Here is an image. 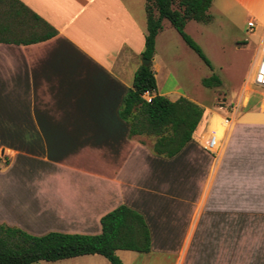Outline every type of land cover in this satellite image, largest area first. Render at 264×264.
<instances>
[{
    "label": "crops",
    "instance_id": "crops-1",
    "mask_svg": "<svg viewBox=\"0 0 264 264\" xmlns=\"http://www.w3.org/2000/svg\"><path fill=\"white\" fill-rule=\"evenodd\" d=\"M18 1L56 34L0 42V224L92 236L124 205L151 239L149 253L122 251L128 264L169 255L173 264H264L263 109L222 118L197 104L204 112L192 140L158 156L154 138L131 136L120 116L143 59L145 0ZM232 1L254 16L264 8ZM156 94L168 93L156 82ZM221 129L220 151L208 152Z\"/></svg>",
    "mask_w": 264,
    "mask_h": 264
},
{
    "label": "trees",
    "instance_id": "trees-1",
    "mask_svg": "<svg viewBox=\"0 0 264 264\" xmlns=\"http://www.w3.org/2000/svg\"><path fill=\"white\" fill-rule=\"evenodd\" d=\"M213 0H145L146 36L141 58L153 60L157 35L163 23L169 25L182 40L210 66L200 48L185 34L188 21L207 23ZM56 31L18 0H0V42L30 44L45 41ZM204 85L211 86L209 80ZM148 93L149 102L143 99ZM204 110L180 97L170 101L156 94L152 64L140 65L132 88L124 98L120 116L130 124V135L154 138L153 152L164 158L176 156L192 140ZM98 235L49 233L41 237L20 229L0 226V264H36L56 262L83 256H100L110 264H122L118 251L140 254L150 252L149 229L142 215L121 205L100 219Z\"/></svg>",
    "mask_w": 264,
    "mask_h": 264
},
{
    "label": "rangeland",
    "instance_id": "rangeland-1",
    "mask_svg": "<svg viewBox=\"0 0 264 264\" xmlns=\"http://www.w3.org/2000/svg\"><path fill=\"white\" fill-rule=\"evenodd\" d=\"M208 15L211 19L207 23L188 21L184 32L200 48L210 66L167 21L163 23L164 29L156 37L152 63L159 92L168 93L164 97L170 101L184 97L222 118H228L224 110L231 113L232 108L260 111L264 90L257 87L253 80L264 47V8H261L259 16H254L250 10L232 0H213ZM250 20L255 25L252 30L248 27ZM204 80H209L211 86L204 85ZM248 94V106L243 108L245 101L241 100ZM0 226L23 231L17 226ZM127 254L116 252L125 264L129 263ZM129 256L133 258L136 253ZM173 261L174 258L169 255L163 264H173ZM36 264L110 263L100 256H83Z\"/></svg>",
    "mask_w": 264,
    "mask_h": 264
},
{
    "label": "built area",
    "instance_id": "built-area-1",
    "mask_svg": "<svg viewBox=\"0 0 264 264\" xmlns=\"http://www.w3.org/2000/svg\"><path fill=\"white\" fill-rule=\"evenodd\" d=\"M254 26L255 25H254L253 21L248 22V27L250 30H252L254 28ZM253 82L257 87L264 90V47L262 48L261 57H260V60L258 62V65H257V69H256V73H255ZM142 97L147 102H149L151 99V96L148 93H145ZM261 108L264 111V99H263V103H262ZM228 123H229L228 120H225V124H228ZM222 140L217 141L215 135L210 137L204 146L205 150H207L208 152L213 153V154H218V152L221 149Z\"/></svg>",
    "mask_w": 264,
    "mask_h": 264
},
{
    "label": "bare ground",
    "instance_id": "bare-ground-1",
    "mask_svg": "<svg viewBox=\"0 0 264 264\" xmlns=\"http://www.w3.org/2000/svg\"><path fill=\"white\" fill-rule=\"evenodd\" d=\"M246 90H248V87H246ZM216 139L217 141L222 140L224 137V129L219 130L218 133H216Z\"/></svg>",
    "mask_w": 264,
    "mask_h": 264
},
{
    "label": "water",
    "instance_id": "water-1",
    "mask_svg": "<svg viewBox=\"0 0 264 264\" xmlns=\"http://www.w3.org/2000/svg\"><path fill=\"white\" fill-rule=\"evenodd\" d=\"M151 64H152V60H146V59L141 60V65L149 66Z\"/></svg>",
    "mask_w": 264,
    "mask_h": 264
}]
</instances>
